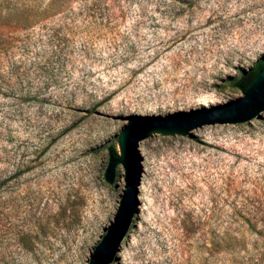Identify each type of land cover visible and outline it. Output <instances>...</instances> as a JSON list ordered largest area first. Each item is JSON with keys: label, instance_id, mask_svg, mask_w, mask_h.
Returning a JSON list of instances; mask_svg holds the SVG:
<instances>
[{"label": "rangeland", "instance_id": "374dc122", "mask_svg": "<svg viewBox=\"0 0 264 264\" xmlns=\"http://www.w3.org/2000/svg\"><path fill=\"white\" fill-rule=\"evenodd\" d=\"M63 10L65 12L63 13ZM68 13V14H67ZM264 62V0H0V264H88L128 118L217 107ZM115 264H264V115L144 144Z\"/></svg>", "mask_w": 264, "mask_h": 264}, {"label": "water", "instance_id": "95a60500", "mask_svg": "<svg viewBox=\"0 0 264 264\" xmlns=\"http://www.w3.org/2000/svg\"><path fill=\"white\" fill-rule=\"evenodd\" d=\"M263 115L264 68L243 96L216 108L128 118L119 137L120 156H112L106 168V179L113 182L118 164L124 167L125 190L114 220L91 254L88 264H115L120 259L140 210L147 172L144 144L157 136L194 138L206 130L259 120Z\"/></svg>", "mask_w": 264, "mask_h": 264}, {"label": "trees", "instance_id": "16d2710c", "mask_svg": "<svg viewBox=\"0 0 264 264\" xmlns=\"http://www.w3.org/2000/svg\"><path fill=\"white\" fill-rule=\"evenodd\" d=\"M81 11H83V13L87 15H96V14L102 13L103 11H105V0H81ZM64 12L65 10H63V13ZM263 68H264V62L259 63L256 67L252 69V72L250 73L249 77H242L240 80H238L237 82L238 86L243 91H245L249 87V85L252 83V81L255 79V77L260 72V70ZM113 153L116 156H120L114 150H113ZM261 220L264 221V213L262 214ZM260 234L262 236L264 235V226Z\"/></svg>", "mask_w": 264, "mask_h": 264}, {"label": "bare ground", "instance_id": "6f19581e", "mask_svg": "<svg viewBox=\"0 0 264 264\" xmlns=\"http://www.w3.org/2000/svg\"><path fill=\"white\" fill-rule=\"evenodd\" d=\"M213 107H214V106H213ZM213 107H211V108L202 107V108H199L198 110H209V109H212Z\"/></svg>", "mask_w": 264, "mask_h": 264}]
</instances>
